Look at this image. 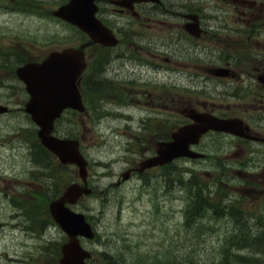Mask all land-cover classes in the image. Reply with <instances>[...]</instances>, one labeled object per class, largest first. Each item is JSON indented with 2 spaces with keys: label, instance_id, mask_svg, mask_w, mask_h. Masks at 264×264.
<instances>
[{
  "label": "flooded vegetation",
  "instance_id": "af4514ba",
  "mask_svg": "<svg viewBox=\"0 0 264 264\" xmlns=\"http://www.w3.org/2000/svg\"><path fill=\"white\" fill-rule=\"evenodd\" d=\"M117 1L99 0V16L120 38L112 57L101 56L99 78L114 81L121 92L113 100L116 111L134 108L127 120L132 139L147 143V155H153L159 142L194 123L199 113L240 118L242 136L210 131L203 138L229 137L225 158L235 162L250 202L264 198V0ZM8 4L0 0V11ZM2 41L0 77L9 75V59L40 58L23 50L10 58L8 42ZM109 48L101 46L103 54ZM89 70L88 62L84 79ZM22 94L16 107L26 103L24 89ZM203 138L192 148L208 158ZM129 170L128 176L167 183L165 166ZM123 255L121 249L101 250L97 264H110L114 256L117 263H127Z\"/></svg>",
  "mask_w": 264,
  "mask_h": 264
},
{
  "label": "rangeland",
  "instance_id": "374dc122",
  "mask_svg": "<svg viewBox=\"0 0 264 264\" xmlns=\"http://www.w3.org/2000/svg\"><path fill=\"white\" fill-rule=\"evenodd\" d=\"M57 2L58 0H56ZM50 7H53L52 0H49L47 4V8ZM1 25L7 31L9 43L18 44H27L26 40L36 38L47 45L57 33L64 37L70 31L68 26L52 18L40 16L38 19H32L28 18L26 14L3 15L0 18ZM39 52L41 53L43 50L39 49ZM3 101L5 100L3 99ZM94 120L102 121L93 123L88 128L89 155L95 160L90 169H92L93 182L96 184L100 180L98 175L100 169L108 168L116 174V170L121 167L124 161H114L123 154L122 150H119V135H115V124L118 120L116 116L112 114L100 120L96 118ZM29 121L30 119L23 112L0 114V133L3 134L0 138V161L6 167L7 164L16 163V158L11 154V147L7 142L13 143L14 139V141H21L19 143L21 152L25 151V147L31 148L32 143L26 145V135L31 138V134L23 131V135H20V131L17 129L20 124L27 125ZM27 159L24 161V168L33 167L30 163L27 164ZM97 161L106 162L108 165H98ZM189 163L193 164V162ZM58 167L64 174V168ZM16 168L22 169V166L17 165ZM65 175L69 181L70 178L76 177L77 171L73 167H68L65 168ZM111 178H103L102 182L108 184ZM121 192L122 199L116 198L117 190L115 188L103 193L105 202L108 201L107 208L101 207L102 198L92 196L88 199L89 206L97 209L95 221L104 238V245L116 247L121 233L123 235L121 241L128 240L133 249L139 250L141 253L148 252L152 256L156 255L155 259L166 258L170 251L176 253L173 254V257H169L168 264H219L223 247L226 244L225 233L232 228L231 225L212 222L214 225L211 230L208 229L199 234L194 229H188L186 224H183V220L178 222L179 216L166 220L165 223L155 220V215L149 213L151 205L146 201L145 195L142 198H137L136 191L132 190L130 185L124 187ZM183 193V191L179 192L177 188L166 193V207L163 205L161 212L168 210L171 213L175 209L182 208L181 206L186 204ZM120 204L122 214L118 215L117 206ZM7 212L9 215L15 212L14 207L12 208L11 204H0L1 219L8 217ZM17 228L14 229L11 225H5L3 228L0 226V251L6 254L2 258L3 264H13L17 260V264H52L55 261V256L39 253V250L42 249L40 247L42 241L36 237V234L28 230L27 226L23 225ZM52 230L55 235H61L56 229L52 228Z\"/></svg>",
  "mask_w": 264,
  "mask_h": 264
},
{
  "label": "water",
  "instance_id": "95a60500",
  "mask_svg": "<svg viewBox=\"0 0 264 264\" xmlns=\"http://www.w3.org/2000/svg\"><path fill=\"white\" fill-rule=\"evenodd\" d=\"M86 0H72L71 4L63 6L56 14L77 22L84 29L89 31L91 35L96 39L102 41L106 35L102 27H98L93 24V19L86 14V17H81L76 15L78 10L84 6ZM92 2V0H87V3ZM69 8L73 11L69 12ZM93 31V32H91ZM83 53L81 50L77 49H67L62 53H54L52 56L45 61L42 65L29 66L21 69L20 76L25 79L28 84V89L32 93V99L28 106V110L32 113L33 118L42 126L40 130V136L42 137L44 143L53 149L64 162H76L82 167V171H85L86 162L82 158L78 150V141L65 139L60 140L51 136V131L53 129V122L56 116L60 114L62 109L66 106L80 107V95L76 87V78L81 72L82 68L79 67L83 59ZM219 123L214 121L212 124ZM197 129L191 130V133H199L205 128L201 126H196ZM187 131L182 130L177 134L174 142L170 143L166 149L160 150V156L154 161H167L171 159L174 155L181 153L180 149L184 148L186 144L184 143V134ZM172 154V155H171ZM170 155V156H167ZM144 165H152L151 161L148 160L144 162ZM82 189L77 185L73 186L69 192L68 198L71 196L78 195ZM65 198L60 200L61 204L57 202L53 204L54 208L58 205L64 204ZM66 229L70 230V225L75 221V218L71 215H64L62 217ZM78 232L91 235L90 232L85 227H80V230L71 232L75 235ZM79 247L76 241H72L69 246H67V251L71 248ZM71 254L67 255L64 260V264H76Z\"/></svg>",
  "mask_w": 264,
  "mask_h": 264
},
{
  "label": "trees",
  "instance_id": "16d2710c",
  "mask_svg": "<svg viewBox=\"0 0 264 264\" xmlns=\"http://www.w3.org/2000/svg\"><path fill=\"white\" fill-rule=\"evenodd\" d=\"M196 184L197 185L199 184L201 186V183L199 181ZM194 187L195 186L193 185V183H187L186 184V188L189 189L190 191H192ZM209 194H210V192L207 191V195H208V197H207L202 191H199V193L197 194V196L199 198H201V199L202 198H205L209 202H213L212 200H215L216 199V196L213 193V194H211V197H209ZM216 207H217V210H219V208H220L219 202L217 203V206ZM236 209H238V208H236ZM236 218L239 219L240 218V215H237ZM243 227L244 228H242V226H240V228H238L236 230V232L234 233L236 235H233V241L235 242L234 245H235V247H237V249L239 251L244 249V247H245L244 246V242L247 241L246 237L250 236L249 233H248V231H246V228H245L246 225H245V223L243 224ZM258 234H260L259 235V239L256 238V236L251 237V239L254 240V243L255 244L264 247V240H263L264 233L258 232ZM251 251H252V253H254V250H251ZM244 257H245V255L243 256V254H241V253L239 255H236L235 253H233V256L231 255V256H229V258H225L224 264H246V261H244ZM256 260L257 259L254 258L253 256H249L248 257V263L249 264H257Z\"/></svg>",
  "mask_w": 264,
  "mask_h": 264
}]
</instances>
